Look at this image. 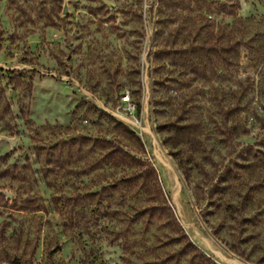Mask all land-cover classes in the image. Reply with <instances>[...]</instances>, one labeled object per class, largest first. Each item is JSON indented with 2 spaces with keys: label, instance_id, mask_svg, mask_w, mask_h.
<instances>
[{
  "label": "rangeland",
  "instance_id": "1",
  "mask_svg": "<svg viewBox=\"0 0 264 264\" xmlns=\"http://www.w3.org/2000/svg\"><path fill=\"white\" fill-rule=\"evenodd\" d=\"M0 264H264V0H0Z\"/></svg>",
  "mask_w": 264,
  "mask_h": 264
},
{
  "label": "trees",
  "instance_id": "2",
  "mask_svg": "<svg viewBox=\"0 0 264 264\" xmlns=\"http://www.w3.org/2000/svg\"><path fill=\"white\" fill-rule=\"evenodd\" d=\"M234 51H235L236 55L239 54L240 50H239V42L238 41L236 42V46H235ZM119 125H121V124H119ZM128 132H129V130H128ZM129 133L134 135V132L130 131ZM104 142L111 144V142L108 140H105ZM114 152H120L124 156V158L126 159V162H128V163L131 162L132 159L134 160V158L120 146L113 147V148H111V150L108 151V153H114ZM204 169H205V167H203V171H204V175H205V178H203V179H204V182L206 185H211L209 187V194H210V197L212 199V203H213V205L216 204L217 206H220L222 204L221 194L226 193V191L228 189V184H225L224 181H228L230 179V170L225 171V173L220 177V179H218L216 182L212 183V181L214 180L215 174L211 175L208 171H206ZM183 173L185 175V178L190 181V178H191L190 177L191 176L190 169L186 165L183 166ZM142 176H143V174L135 173L132 176H129L127 178L125 177V179L132 181V180H136ZM200 184H201V182L199 183V186H201ZM212 232L219 241L224 242V240L218 235L217 230L213 229ZM225 244H227V243H225Z\"/></svg>",
  "mask_w": 264,
  "mask_h": 264
},
{
  "label": "built area",
  "instance_id": "3",
  "mask_svg": "<svg viewBox=\"0 0 264 264\" xmlns=\"http://www.w3.org/2000/svg\"><path fill=\"white\" fill-rule=\"evenodd\" d=\"M123 100L126 101V102H128L129 105H130V107H132V100H131V97H130V94L129 93L123 96ZM134 108H135V105H133V109Z\"/></svg>",
  "mask_w": 264,
  "mask_h": 264
}]
</instances>
